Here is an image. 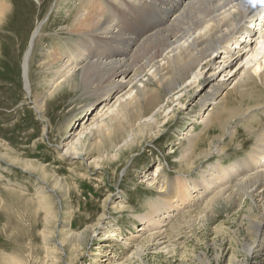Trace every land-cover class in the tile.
Instances as JSON below:
<instances>
[{"label":"rangeland","instance_id":"374dc122","mask_svg":"<svg viewBox=\"0 0 264 264\" xmlns=\"http://www.w3.org/2000/svg\"><path fill=\"white\" fill-rule=\"evenodd\" d=\"M3 1L10 7L6 22L0 25V152L13 153L12 156L24 157L42 166L46 187L52 189H48L49 201L54 209L49 211L51 214L47 213L34 193L37 189L34 181L41 178V171L32 170L29 175L17 167L9 168L0 160V171H5L0 177V258L5 261H0V264H244L246 261L252 264L244 254L254 242L250 223L264 214V206L255 196L259 190L251 197L248 194L234 196L239 192L235 186L236 190L229 191L233 199L217 206L209 203V197L215 190L200 197L192 194L189 204L178 210L167 209V217H163L164 212L156 214L154 219L161 221L157 225H143L136 217L146 211L147 201L159 196L146 187V181L154 175L159 173L157 178L177 177L181 181L185 177L199 178L207 164L217 166L220 162L228 165L246 157L255 135H262L264 113L256 107L251 108L253 113L250 111L243 119L237 118L235 124L230 122L229 129L237 135L232 139L224 135L222 142L213 139L218 134L216 125L213 128L200 123L201 113H205L210 106L207 102L200 107L199 100L208 91L207 76L216 69L217 79L221 76L227 79L229 75L226 74L236 71L234 67L238 68L239 60L228 66L214 63L203 68L200 71L201 82L188 88L191 93L183 105L169 104V110H176L175 117L172 119L171 112L165 109L158 118V136L153 138L149 134L132 149L121 153L116 161H102L97 151H90L85 160L63 158L64 143L75 139L81 125L93 120L94 113L102 108L99 105L104 98L84 96L85 100L81 101L80 92L70 91L57 94L44 104L35 101L36 96L47 94L49 89L46 82L50 73L43 71L40 64L42 53L57 45L53 36L65 20L55 22L66 17L68 7L56 0ZM75 1L66 0L69 3ZM41 21H44L43 33L36 39L30 59L31 94L28 95L23 58L31 33ZM230 46L233 50V44ZM231 68L233 71L229 72ZM133 84L124 85L121 91L128 90ZM230 86L231 83L225 85L219 96L225 100L224 105L219 104V110L230 108L239 113L238 108L243 106L240 92H235ZM254 87L256 94L264 98V86L258 82ZM225 91H229L227 96H224ZM120 92L112 95L110 105ZM261 108L264 109V105ZM251 125L252 130L249 128ZM190 128L193 129L190 132L196 148L209 150L217 147L223 150L217 151L208 160L195 155L190 157L191 161L180 160V148L191 137L185 136ZM207 129L210 130L205 132ZM204 132L206 135L195 138V133L201 135ZM105 136L102 135L100 141H104ZM111 136L113 141L117 137L116 134ZM90 138L91 135L86 138V144H89ZM104 143L108 144L107 141ZM96 162L100 165H95ZM190 163L191 166H188ZM156 165H159L158 171ZM57 178L62 182L65 194L63 189L54 187ZM234 183L232 181L230 185L234 186ZM118 206L121 207L116 208ZM101 214L106 219H101ZM112 219L116 223L113 228L117 230L116 235L109 236L104 232L103 222ZM12 257L19 259L15 260L19 263L13 262ZM257 264H264V260Z\"/></svg>","mask_w":264,"mask_h":264},{"label":"bare ground","instance_id":"6f19581e","mask_svg":"<svg viewBox=\"0 0 264 264\" xmlns=\"http://www.w3.org/2000/svg\"><path fill=\"white\" fill-rule=\"evenodd\" d=\"M56 1L68 7V14L55 22L65 20L53 36L57 45L42 53L44 55L40 64L43 71L50 73L46 82L49 89L47 94L36 96L35 101L44 104L49 98L70 91L80 92L81 101L85 100L84 96L104 98V102L99 105L102 108L94 113L93 120L81 125L75 139L64 143L63 158L77 157L85 160L90 151H97V156L102 161L112 162L149 134L153 138L158 136L160 130L157 131L156 126L163 111L167 109L166 112H171L170 117L173 119L176 110H169V104L183 105L185 98L191 93L188 88L196 87L201 82L200 71L214 63H225L228 66L239 60L238 68L234 67L236 71L231 75L226 74L229 75L227 79H223V76L217 79L216 69L211 71L207 76L208 91L199 98L200 107L207 102L210 105L205 113H201L200 123L202 126L208 124L209 127L216 125L218 134L213 139L222 142L224 135H229L230 139L234 138L237 133L229 129L230 122L235 124L237 118L241 119L254 110L251 108L256 107L255 109L264 113L261 108L264 98L256 94L254 87L258 82L264 86V0H76L73 3L66 0ZM9 7L5 1L0 0V25L7 18ZM43 23L44 21L39 22L32 31L23 58L24 83L28 95L31 94L30 59L35 41L43 33ZM230 44H233V50L230 49ZM225 53L227 55L222 57ZM242 57L245 58L242 60ZM242 61L244 64H241ZM231 70L232 68L228 71ZM133 82V86L128 90L121 91L124 85ZM230 83L231 89L240 92V100L243 103V106L238 108L240 114L230 108L219 110V104H225L223 97L219 96L224 86ZM119 92L121 94L110 105L112 95H118ZM228 92L225 91L224 96H227ZM249 128L252 130L253 126ZM191 130L193 131L190 128L185 133L186 137L192 135ZM262 130V135H255L256 139L246 157L231 161L228 165H222L220 162L217 166L207 164L208 169L201 171L199 178L185 177L181 181L177 177L171 179L165 176L162 179L157 178L158 173L146 181V187L159 196L147 201L149 204L146 211L136 216L141 224L157 225L161 221L159 218L154 219L156 214L164 212L163 217H167L169 209L178 210L184 204H189L193 198L192 194L200 197L214 190L209 197V203L215 206L227 203L237 195L243 197L248 194L251 197V194L258 190L260 192H256L255 196L264 206V129ZM205 132L201 135L195 133V138L204 136ZM104 134L107 139L104 141L108 142L106 145L104 141H100ZM112 134L117 135L114 141ZM90 135L89 144H86V138ZM193 137L188 138L180 148V160L191 161L190 157L194 155L208 160L217 151L223 150L217 147L209 150L196 148ZM12 155L0 152V160L10 166L9 168L17 167L29 175L32 170L41 171V178L34 181L37 189L33 192L40 203H43L47 213L54 209L49 197V190L52 189L46 187V174L42 166L23 159L24 157ZM95 165L100 164L96 162ZM158 166L156 165V171L160 169ZM188 166H191V163ZM3 172L5 171H0V177L5 174ZM232 181L235 182L234 186L230 185ZM64 184L66 185V182ZM235 186L239 192L233 196L229 191L236 190ZM54 187L61 190L64 186L57 178ZM23 190L21 192H24ZM62 191L66 193L64 189ZM103 214L101 219L105 217ZM113 220L103 222L106 228L104 232L109 236L116 235L117 229L113 228L116 223H113ZM250 228L254 242L251 247L246 248L250 249L244 256L249 257L246 259L250 263L257 264L264 260V214L252 219ZM90 229L93 230L91 227ZM85 235L86 233L79 239L82 240ZM1 259L0 261H5ZM15 260L13 262L19 263ZM109 260L113 262L112 258ZM244 264H247V261Z\"/></svg>","mask_w":264,"mask_h":264}]
</instances>
